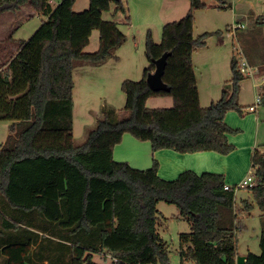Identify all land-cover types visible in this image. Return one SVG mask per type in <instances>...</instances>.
<instances>
[{
    "label": "trees",
    "instance_id": "1",
    "mask_svg": "<svg viewBox=\"0 0 264 264\" xmlns=\"http://www.w3.org/2000/svg\"><path fill=\"white\" fill-rule=\"evenodd\" d=\"M189 1L183 18L163 26L160 43L148 33L150 66L141 80L122 82L124 113L104 106L85 144L76 145L74 68L79 61L99 65L126 42L117 22L103 19L111 3L116 13L127 14L126 6L122 0H90L88 9L75 12L76 0H61L55 7L50 0H0V14L15 13L29 3L46 17L28 40L9 37L0 44L17 47L0 65V121L15 122L10 132L17 133L0 147V264H10L3 250L14 245L28 248L23 264H100L94 259L98 254L111 256L113 264H171L157 227L161 201L176 205L180 217L190 223L191 231L181 234L182 263L237 264L235 191L225 189L223 174L187 170L166 180L158 175L154 159L150 176L136 175L127 163L116 162L113 148L101 141L111 135L116 145L130 133L150 141L154 152L228 155L235 149L228 135L239 130L229 126L225 116L230 110L243 113L239 92L246 75L232 56V77L221 97L204 109L189 101L198 90L188 54L206 45L209 34L194 38V13L206 2ZM214 1L231 7V0ZM259 18L263 20L257 23L264 25V15ZM96 29L98 50L84 52ZM178 50L182 54L174 62ZM165 52L172 53L163 77L171 90L156 92L147 76ZM165 95L186 105L148 108L150 97ZM258 96L264 104V84ZM252 167L256 182L249 190L264 215V154L259 150ZM242 203L248 211L252 208L249 200ZM260 247L259 254L245 255V264H264V229Z\"/></svg>",
    "mask_w": 264,
    "mask_h": 264
},
{
    "label": "rangeland",
    "instance_id": "2",
    "mask_svg": "<svg viewBox=\"0 0 264 264\" xmlns=\"http://www.w3.org/2000/svg\"><path fill=\"white\" fill-rule=\"evenodd\" d=\"M60 1L53 0L52 6H56ZM122 1L128 10L127 14L116 13V5L113 2L110 9L103 12V19L117 22L119 28L127 36L126 42L114 51L113 57H109L105 62L95 65L79 61L73 71L75 81L74 141L76 145L85 144L89 131L95 126L104 106H113L120 114L124 113L126 95L122 91V82L126 79L141 80L144 70L150 66V61L146 56L148 33H151L157 43L162 40L163 25L159 22L148 24L144 22V15L138 13L139 9L144 10L152 2L149 0ZM204 1L206 7L194 13L193 34L194 38H198L204 33H209L206 37V45L192 49L188 54L192 73L196 79L198 78L196 80L198 94L204 100L208 98L204 106L209 105L212 97L215 100L219 99L222 88L229 84L232 77L230 67L232 56L240 60L241 67L245 62L253 72L250 74V69H246L244 73L246 79L241 82L239 92V103L243 105L244 111L239 113L235 110V112L244 124L242 131L246 129V136H248L254 124L253 116L257 114L251 112L250 106L256 105L259 108L260 128L257 146L264 149V104L257 101L260 87L264 84V25L257 23L258 19L263 20L259 17L264 15V0H231L232 7L227 8L220 7L214 0ZM89 6L90 0H76L73 9L75 12H82ZM33 13L34 15L29 18H23V15H20L22 19L20 21H16V12H9L8 15L0 14V38L12 37L16 41L28 40L45 19L41 12L34 10ZM144 13L147 16L146 12ZM128 16H130L129 21H127ZM184 16L185 14L180 19ZM237 24H243L244 27L234 29L233 26ZM218 31H221L220 35L216 34ZM99 36V30H94L84 52L93 53L98 50ZM181 54V50L176 51L173 61L180 59ZM175 67L176 65L169 67L168 76H171ZM173 101L169 95L162 98L153 96L148 99L147 106L150 110L158 107L170 110L174 105ZM11 123V121H0V147L2 143H7ZM242 131L239 130L232 134L242 135L244 134ZM247 152L242 150L233 155L232 158L235 159L233 166L237 168V171H240L248 162L251 167V156L248 157ZM235 196L238 253L239 255H246L249 252L259 254L264 215L249 188L237 189ZM244 199L252 204L249 211L243 206ZM158 209L161 212L157 225L158 232L166 244L171 264H192L191 262L182 263L179 253L181 234L191 231L190 223L180 217L179 210L174 204L161 201ZM27 250L26 245L7 246L3 254L9 256L10 264H23L22 256L27 253ZM94 259L100 264H113L111 256L106 254L95 255Z\"/></svg>",
    "mask_w": 264,
    "mask_h": 264
},
{
    "label": "crops",
    "instance_id": "3",
    "mask_svg": "<svg viewBox=\"0 0 264 264\" xmlns=\"http://www.w3.org/2000/svg\"><path fill=\"white\" fill-rule=\"evenodd\" d=\"M132 1V0H130ZM128 0V2H130ZM143 0H138V2H142ZM188 0H149L152 2L151 5H147L144 10L139 9L138 13L144 15V22L148 24H154L155 22L160 25H165L167 21L178 20L183 14H187L190 9V1ZM189 6V7H188ZM55 7V5H54ZM232 7V2H231ZM23 12V14H22ZM34 9L31 7L29 3H26L21 6L20 10L16 13V21L22 20L20 15H23V18H29L34 15ZM147 16L145 15V13ZM9 12H4L2 15H8ZM146 17V18H145ZM46 18V17H45ZM143 21V20H142ZM243 25V24H240ZM233 32V31H231ZM7 37L0 38V44L5 43ZM9 45L0 46V65L4 63L6 55H15L17 53V47L13 45V43H8ZM8 56V57H9ZM6 65H3L2 68H6ZM196 79V77H195ZM198 80V78L196 79ZM200 93V91H199ZM202 94V92H201ZM193 95V94H192ZM159 97H167L159 96ZM173 98V106L171 108L184 106L186 104L183 103L182 100H176L174 96ZM189 101L196 103L199 108L208 107L213 101L218 99H214L213 97L210 99V103L208 106H204L206 102H208V98L206 100L203 99L202 96L193 95L190 97ZM148 102V101H147ZM241 104V103H240ZM242 105V104H241ZM243 106V105H242ZM255 107V110H251V112H256L257 114L253 116L254 124L252 129L249 131L248 136H246V129L242 131L241 129L244 124L241 123V120L238 118L235 110H230L227 112L225 116L226 123L231 126L233 129L241 130L244 132L242 135H234L229 134L228 139L231 144L234 145L235 149L228 155H222L215 151H197L192 153H180L173 149H161L156 152L152 149V144L150 141H141L132 136L130 133H126L123 136L122 142L116 145H113V136H105L101 141L107 147H112L114 152V159L118 163H127L128 166L132 169V171L139 175L144 173L145 176H150V171L153 166L154 159H157L159 162L158 175L166 180H174L176 179L180 173L192 170L197 174H202L204 172H211L217 174H223L225 177V183L232 184L238 183L242 181L244 178L248 176V172L253 171L252 167V157L256 150L262 151L257 146L258 140V130L260 128L259 124V108L256 105H252ZM251 107V106H250ZM163 108V107H158ZM74 115V110H73ZM11 125L15 124V122L11 121ZM253 130V131H252ZM13 135V137H17V133H9ZM7 139L9 140V137ZM6 139V140H7ZM7 143H2V146L8 145ZM245 150L247 152V156H251V167L249 162L246 166H243L240 171H237V168L233 166L235 159L233 160V155L236 153H240V151ZM248 160V159H247ZM232 161V163H231ZM246 164V163H245ZM251 169V170H250ZM236 197V196H235Z\"/></svg>",
    "mask_w": 264,
    "mask_h": 264
},
{
    "label": "water",
    "instance_id": "4",
    "mask_svg": "<svg viewBox=\"0 0 264 264\" xmlns=\"http://www.w3.org/2000/svg\"><path fill=\"white\" fill-rule=\"evenodd\" d=\"M171 52H165L160 58L154 60L155 70L150 72L147 76V82L153 91H166L169 92L171 87L164 81V74L168 64V58ZM246 256L238 255L237 264H245Z\"/></svg>",
    "mask_w": 264,
    "mask_h": 264
},
{
    "label": "built area",
    "instance_id": "5",
    "mask_svg": "<svg viewBox=\"0 0 264 264\" xmlns=\"http://www.w3.org/2000/svg\"><path fill=\"white\" fill-rule=\"evenodd\" d=\"M50 3H53V0H50ZM244 25H234L233 28L234 29H239V28H243ZM242 72L245 73L246 69H250V74L253 72V70L251 69V67H248V65L244 62L242 63ZM257 101L260 102V97L258 96ZM250 110H255L254 106L250 107ZM264 154V149L261 151ZM256 182V178L254 176L253 171L249 173V175L244 178L242 181L238 182V183H232V184H227L225 183L224 187L226 190H234L236 192L237 189L239 188H251L255 185Z\"/></svg>",
    "mask_w": 264,
    "mask_h": 264
}]
</instances>
